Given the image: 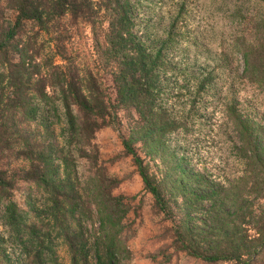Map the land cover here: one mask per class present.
<instances>
[{
  "label": "trees",
  "instance_id": "trees-1",
  "mask_svg": "<svg viewBox=\"0 0 264 264\" xmlns=\"http://www.w3.org/2000/svg\"><path fill=\"white\" fill-rule=\"evenodd\" d=\"M83 27L91 64L69 47ZM239 51L240 76L264 88V37ZM163 63L161 45L148 48L133 29L129 0H0L1 264L129 259L128 198L113 193L119 180L93 142L101 127L122 123L119 110L122 150L143 189L166 216H173L168 198H181L172 245L208 262H240L264 249V126L228 97L222 124L234 133L229 147L239 169L218 181L184 167L165 143L188 128L158 100ZM156 156L168 166L159 175L151 170ZM19 182L25 208L13 197Z\"/></svg>",
  "mask_w": 264,
  "mask_h": 264
},
{
  "label": "rangeland",
  "instance_id": "rangeland-1",
  "mask_svg": "<svg viewBox=\"0 0 264 264\" xmlns=\"http://www.w3.org/2000/svg\"><path fill=\"white\" fill-rule=\"evenodd\" d=\"M129 2L133 5V29L140 40L155 51L161 45L164 63L158 77V100L173 117H182L187 124L186 131L177 130L166 136L167 148L182 156L184 167L204 170L218 181L231 178L239 164L229 147L234 133L222 124L224 102L231 98L243 113L264 126V88L240 76L243 61L239 51L240 45L264 37V0ZM4 16L10 19L13 12L5 11ZM78 32L69 45L71 52L91 64L89 29L83 27ZM118 116L122 123L101 127L94 133L93 142L108 174L119 180L113 193L128 198L124 223L129 224L134 235L127 242L130 256L125 264H264V249L240 262H208L171 244L175 220L182 211L181 198H168L173 216H166L157 208L143 189L131 158L123 153L120 135L126 134V127L122 111H118ZM161 162L157 156L150 161L151 170L157 175L164 167ZM24 189L25 184L19 182L13 191L21 208H25ZM57 254L61 261H67L62 246H58Z\"/></svg>",
  "mask_w": 264,
  "mask_h": 264
}]
</instances>
